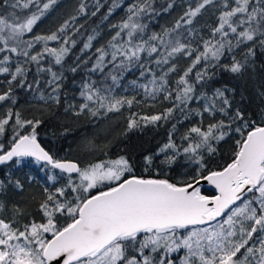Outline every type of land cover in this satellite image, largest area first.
Segmentation results:
<instances>
[{
  "label": "snow or ice",
  "instance_id": "1",
  "mask_svg": "<svg viewBox=\"0 0 264 264\" xmlns=\"http://www.w3.org/2000/svg\"><path fill=\"white\" fill-rule=\"evenodd\" d=\"M56 3L4 0L12 9L35 5L37 10L22 20L13 12L0 15V84L6 85L0 104L16 103L14 86L33 88L26 63L35 64L37 73L50 74L47 94L40 91L39 80L34 81L36 98L45 105L59 104L62 77L50 65H62L69 45L75 46L68 30L77 16L50 34L25 39ZM210 5L219 9L217 23L207 38L194 44L188 39L194 30L188 29L186 37L179 29L191 25ZM171 7L169 3L164 11ZM86 8L81 3L77 11L86 14ZM154 12L152 0H135L127 6L126 16L111 25L115 32L107 47L95 50L89 71L102 74L99 86L96 81L82 83L83 102L78 109L69 107L76 116L100 117L134 104L167 101L155 114L131 113L128 130L141 123L158 126L176 112L182 116L176 123L188 120L190 126L177 142L173 124L167 142L144 158L145 174L138 175L125 156L84 165L56 158L38 140L42 121L7 107L0 114V137L9 128L11 136L0 142V165L31 161L52 172L49 182L56 181L57 171L64 182L59 187L53 183L54 190L45 187L39 220L22 221L18 208L12 217L0 216V264H264V109L254 120L240 108L233 110L224 90L209 95L197 89L206 83L208 68L219 66L226 54L232 63L223 67L239 73L257 47L264 49V0H198L174 27L148 34L142 20ZM94 38L88 37L82 52L92 47ZM50 42L59 46L50 47ZM38 45L39 50L33 51ZM237 50L243 60L236 59ZM13 56L24 62H14ZM48 57L52 59L45 67L42 62ZM179 57L189 61L182 72L176 63ZM137 68L139 77L129 84L141 90L143 99L117 95L125 73ZM172 73H178L174 82ZM227 140L234 141L230 155L212 166L209 158H215L217 146ZM157 157H162L159 164ZM176 166L182 171L169 176ZM15 186L23 187L18 180Z\"/></svg>",
  "mask_w": 264,
  "mask_h": 264
},
{
  "label": "trees",
  "instance_id": "2",
  "mask_svg": "<svg viewBox=\"0 0 264 264\" xmlns=\"http://www.w3.org/2000/svg\"><path fill=\"white\" fill-rule=\"evenodd\" d=\"M11 2L12 0H9V3ZM43 2L46 0H41V3ZM134 2L135 0H57V3L34 26L33 33H29L25 39L32 35L50 34L65 20H70L71 16H77V19L72 22V27L68 30L69 36L76 41L75 46L69 45L71 51L65 57L62 65H55L54 62L50 65L62 77L59 81V104L45 105L43 101L36 98L39 92L36 91L37 86L34 81L39 80L40 91L47 94L50 91L47 87L50 74L37 73L35 64L26 63L25 67L30 68L27 81L33 84V88L29 90L14 86L13 95L16 103L13 105L11 101H7L0 104V114L7 107H11L15 111H20L28 119L33 117L40 119L42 124L37 129L38 140L56 158L75 160L84 165L79 156L82 157L84 154H81L84 148L86 151L89 146L93 145L94 147L90 148L97 149L96 147H99L100 150H97V155L94 157L91 156V153L87 154L92 158L89 159L90 162L125 156L133 165L136 174H145L144 158L154 155L167 142L172 125L176 124L174 136L179 142L180 135L190 126L191 121L184 120L183 123H176L177 120L182 119L181 114L176 112L173 119L167 122H158V126H144L141 123L140 127L128 130L127 123L131 113L155 114L163 110L167 101H156L155 106L134 104L131 108L124 107L119 112L108 113L106 116L100 117H92L87 114L76 116L73 114L72 108L69 107L71 105L78 109L80 103L83 102L80 97L82 83L96 81L99 86V82L103 79L102 74L89 71L95 60V50L99 47H107L108 41L115 32L111 25L124 18L127 6ZM197 2L198 0H152V6L156 12L143 17L142 22L147 25L146 32L151 34L160 32L166 27H174L175 22L189 8H194ZM81 3L87 5L86 14H79L77 11ZM169 3L172 4V7L164 11ZM114 4L119 6L113 7ZM97 6H99V11H96ZM110 8L112 13L108 15ZM36 10L35 5L29 9H12L4 4V0H0V15L13 12L22 20L26 15H30ZM94 11L96 15L93 16L92 12ZM218 14L219 9L210 5L193 19L191 25H184L179 31L187 37V30H194L193 36L188 39L195 44L200 40V37L207 38L210 35L211 28L217 23ZM105 16L108 18L104 19ZM89 36L95 37L92 40V47L82 52L81 49ZM55 46L59 45L55 44ZM39 48L38 45L33 51L39 50ZM2 55L0 53V57ZM90 57L91 59H89ZM51 59L50 57L46 58L42 64L48 67ZM236 59L243 60L240 50H237ZM84 61H88V63H84ZM176 63L178 71L182 72L189 61L179 57ZM231 63L232 56L226 54L221 59L219 66L208 68L206 83L203 86L197 85V89L209 95L218 88L224 90L225 95L232 103L233 110L240 108L245 116H251L252 119L258 120L261 110L264 109V49L257 47L255 56L248 59L239 73H232L223 67L224 65L230 66ZM72 68H76V71L73 72ZM152 68L157 75L160 74V70H157L154 64ZM139 73L140 69L138 68L126 72L121 81V87L116 89V94L128 97L135 95L136 100H142L141 91L133 89L129 84V81L139 77ZM177 74H170V79L173 82ZM2 79L3 77H0V80ZM106 83L110 84L111 81L108 80ZM125 86L128 87L126 92L124 91ZM5 89L6 85L0 84V91ZM193 107H195V103H193ZM217 116L220 118L219 114ZM10 136L11 128L7 130L4 137H0V142L6 143ZM217 147L218 154L215 158H209V163L212 166L216 163H223L228 158L231 149L234 148V141L221 142ZM161 158L157 157L155 163L159 164ZM181 171L182 169L176 166L169 176L177 175ZM49 174H52L50 170H41V166L31 161H26L20 166L13 162L0 166V183L3 184L0 197L6 201L8 207L19 208L21 212L28 214L30 219L39 220V205L44 198L45 187L54 190L53 183L55 187H59L64 182L62 175L58 172H56V181L49 182L47 180ZM17 180L23 186L22 189L15 186Z\"/></svg>",
  "mask_w": 264,
  "mask_h": 264
},
{
  "label": "rangeland",
  "instance_id": "3",
  "mask_svg": "<svg viewBox=\"0 0 264 264\" xmlns=\"http://www.w3.org/2000/svg\"><path fill=\"white\" fill-rule=\"evenodd\" d=\"M30 7H31V6H30ZM18 9H23V8L18 7ZM27 35H28V34H27ZM27 35L25 36V38L27 37ZM55 44H56V43H54V42H50L49 46H50V47H54ZM40 47H41V46H40ZM55 47H56V46H55ZM17 59H19V58H17V57H13V61H14V62H15ZM21 59H23V58H20L19 60H20L21 62H24V60H21ZM140 91H141V90H140ZM141 93H142V92H141ZM90 147H94V146H93V145L89 146V147L87 148L88 150L86 149V151H85V148H84V149H83V152H81V154H82V153H84V154L82 155V157L79 156L80 158H82L84 164L89 163V162H90L89 159H92L91 156H93V157L96 156V155H97L96 152H98L97 150H100L99 147H96L97 149H95V148H90ZM88 153H91L92 155H91V156H90V155H87ZM2 188H3V184L0 183V192L2 191ZM0 205L3 206V210L0 211V216H4V217H12L13 214H14L15 209H17L16 207H8L6 201L3 200L1 197H0ZM18 209H19V208H18ZM19 210H20V209H19ZM20 212H21V210H20ZM21 213H23V212H21ZM19 219H21L22 221L29 220V219H30V216H29L28 214H24V213H23V215H22L21 217H19Z\"/></svg>",
  "mask_w": 264,
  "mask_h": 264
},
{
  "label": "water",
  "instance_id": "4",
  "mask_svg": "<svg viewBox=\"0 0 264 264\" xmlns=\"http://www.w3.org/2000/svg\"><path fill=\"white\" fill-rule=\"evenodd\" d=\"M42 147H43V146H42ZM9 163H11V162H9ZM9 163H8V164H9ZM6 165H7V164H6ZM0 166H4V165H0ZM57 172H58V171H57Z\"/></svg>",
  "mask_w": 264,
  "mask_h": 264
}]
</instances>
